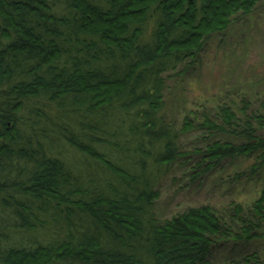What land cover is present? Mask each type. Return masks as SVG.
Listing matches in <instances>:
<instances>
[{
    "label": "trees",
    "instance_id": "trees-1",
    "mask_svg": "<svg viewBox=\"0 0 264 264\" xmlns=\"http://www.w3.org/2000/svg\"><path fill=\"white\" fill-rule=\"evenodd\" d=\"M261 6L0 0V264H211L228 246L258 264L264 186L228 227L207 205L159 221L155 204L190 132L228 137L200 151L204 171L244 160L264 174V79L218 87L214 110L196 102L179 123L165 97L171 75Z\"/></svg>",
    "mask_w": 264,
    "mask_h": 264
},
{
    "label": "rangeland",
    "instance_id": "rangeland-1",
    "mask_svg": "<svg viewBox=\"0 0 264 264\" xmlns=\"http://www.w3.org/2000/svg\"><path fill=\"white\" fill-rule=\"evenodd\" d=\"M257 13L259 19L256 25L240 18L225 36L206 42L200 61L189 73L179 77L173 74L168 78L166 103L177 123L182 121L191 107L194 111L201 109L197 105L205 110H214L216 104L206 98L211 97L210 94L216 92L218 87L225 85L232 86V89L244 81L249 83L255 78L264 79V6ZM214 141L223 143L228 141V137L214 135L209 138L201 131L181 137L180 151L183 157L172 166L159 186V199L155 204L159 221L168 220L191 207L207 205L218 213L228 227L234 223L233 205L250 209L258 189L264 186V174H250V161L244 160H226L216 170L204 171L205 164L199 153ZM242 173L245 176L239 181ZM246 175H250V178ZM251 248L249 254L257 252L260 257L258 264H264V242L256 241ZM243 249L231 246L217 248L211 264H239L248 254L247 248Z\"/></svg>",
    "mask_w": 264,
    "mask_h": 264
}]
</instances>
